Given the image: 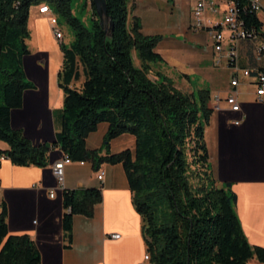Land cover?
I'll return each instance as SVG.
<instances>
[{
	"label": "trees",
	"instance_id": "1",
	"mask_svg": "<svg viewBox=\"0 0 264 264\" xmlns=\"http://www.w3.org/2000/svg\"><path fill=\"white\" fill-rule=\"evenodd\" d=\"M89 1L88 27L75 15L74 0H0V142L9 147L0 150V162L45 168L50 152L59 148L72 162H91L95 171L103 164H122L142 218L149 264H264V246H252L244 233L232 185H219L211 172L205 141L214 113L210 90L186 94L155 74L154 65L163 62L156 52L161 38L146 37L137 20L129 22L128 0H107L112 38L101 29ZM251 1L233 0L239 22L252 34L246 41L258 45L264 43V24ZM39 6L63 18L75 40L70 47L60 44L63 62L57 78L64 105L55 141L35 146L22 130L12 128L11 114L22 107L23 93L36 89L26 81L24 58L30 54V11ZM82 76L83 84L75 87ZM102 123L110 126L105 146L129 134L136 138L135 152L101 156L89 151L86 139ZM102 201L101 189L63 191L66 248L73 242L74 217L92 218ZM0 264H42L29 235L9 233L5 204Z\"/></svg>",
	"mask_w": 264,
	"mask_h": 264
},
{
	"label": "crops",
	"instance_id": "2",
	"mask_svg": "<svg viewBox=\"0 0 264 264\" xmlns=\"http://www.w3.org/2000/svg\"><path fill=\"white\" fill-rule=\"evenodd\" d=\"M199 1L128 0L129 22L137 20L142 35L161 38L156 52L163 62L154 65L155 74L167 77L186 94L210 90L214 113L205 137L211 172L219 185H232L238 198L236 213L249 243L264 246V99L257 94L256 75L257 71L264 73V56L258 58L257 45L252 42L232 41L229 32H225L223 51L216 52L208 28H193V10ZM214 1L217 13L206 12V22H220L225 14L224 2ZM260 1L262 12L258 17L264 24V0ZM35 11L37 19L33 22L37 30L38 23L48 18L39 15L37 7ZM231 53L233 60L229 59ZM50 64L51 53L41 41L40 48L30 50L24 58L25 73L36 89L26 90L22 107L11 114L12 128L22 130L35 146L54 143L57 117L64 105L58 74L52 78ZM136 65L140 67V61ZM244 71L250 75L245 76ZM235 79L239 84L232 87ZM83 82L82 76L74 86L80 88ZM231 96L240 104L239 112L228 104ZM109 128V124L102 123L87 137L89 151L101 156L135 152L136 138L129 134L105 146ZM8 148L0 142V150ZM64 157L55 148L45 168L0 162V212L5 204L9 233L29 235L40 251L42 264H144L147 246L142 235L143 222L134 208L124 166L103 164L95 171L91 162H72L65 166L64 184L60 186L53 167ZM100 172L104 174L102 181L98 180ZM93 188L101 189L103 201L96 206L92 218L74 217L73 242L66 248L61 226L63 191ZM52 190L54 198L50 197ZM113 234L120 238L112 239Z\"/></svg>",
	"mask_w": 264,
	"mask_h": 264
},
{
	"label": "built area",
	"instance_id": "3",
	"mask_svg": "<svg viewBox=\"0 0 264 264\" xmlns=\"http://www.w3.org/2000/svg\"><path fill=\"white\" fill-rule=\"evenodd\" d=\"M225 4V14L223 16L222 21L220 22H213L211 20L205 21V15L206 12L211 13H217L216 10V2L214 0H201L198 2V4L195 6L193 10V28L195 30H202L208 28V34L210 39L212 40L214 49L216 52L221 53L223 51V44L226 39L225 32H229L230 39L232 41H246L247 39L252 37V34L248 31H246L242 24L239 22L237 18V13L235 11V6L233 0H222ZM252 10L256 12L258 15L260 12H262V4L260 0H252L251 1ZM38 13L41 16L47 17L51 28L53 30L55 38L61 43L63 41V33L61 29H59L57 23V17L53 16L49 12L48 6H39ZM256 52L258 58H261L264 56V43L261 42L256 47ZM230 60L234 59V54L231 53ZM245 76H249V71L243 72ZM239 84V81L237 79L233 80L231 82L232 87H237ZM257 86L258 91L257 94L260 98L264 99V74L258 73L257 75ZM228 104L231 106V109L234 112H239L241 110L240 104L237 102L235 96H231L227 100ZM238 124V122H236ZM72 163L70 159L67 157H64L63 160H60L57 162L54 167V174L58 179V183L60 186L64 184V170L65 166L67 164ZM104 178L103 172H100L98 175V180L102 181ZM50 197H55V191H50ZM112 239H119V234H113L111 236ZM149 263V255L147 254L144 258V264Z\"/></svg>",
	"mask_w": 264,
	"mask_h": 264
},
{
	"label": "rangeland",
	"instance_id": "4",
	"mask_svg": "<svg viewBox=\"0 0 264 264\" xmlns=\"http://www.w3.org/2000/svg\"><path fill=\"white\" fill-rule=\"evenodd\" d=\"M89 2H90L89 0H74V10L76 13L75 15L78 18H80L83 21V23H85V25L88 27L90 26L92 19V11ZM39 18H44V17L39 16ZM36 19H37V14L35 11V7H32L30 11L29 24H28L29 30L31 32L30 33L31 39L28 42L29 49L33 52L36 51L38 48H40V44L42 41L44 47L51 53L50 66H51V74L53 78L54 73L58 74V71L59 69H61L60 67L62 65V54H61L60 44L63 43L65 46L70 47V45L75 40V33L63 18L58 17V22H59L58 27L59 29H61L63 33V42L60 43L54 36L49 20L47 19V21L42 24L38 23V29L36 30L33 22ZM136 63H137V59H136ZM239 78L240 80L243 79L244 78L243 74L240 73ZM26 81L34 83L32 80H30V78L27 75H26ZM54 90H56V88H54ZM205 141H206V137H205ZM251 264H257V263L256 261H252Z\"/></svg>",
	"mask_w": 264,
	"mask_h": 264
},
{
	"label": "water",
	"instance_id": "5",
	"mask_svg": "<svg viewBox=\"0 0 264 264\" xmlns=\"http://www.w3.org/2000/svg\"><path fill=\"white\" fill-rule=\"evenodd\" d=\"M95 6L99 25L107 38H112L114 23L108 14L107 0H92Z\"/></svg>",
	"mask_w": 264,
	"mask_h": 264
},
{
	"label": "bare ground",
	"instance_id": "6",
	"mask_svg": "<svg viewBox=\"0 0 264 264\" xmlns=\"http://www.w3.org/2000/svg\"><path fill=\"white\" fill-rule=\"evenodd\" d=\"M48 8H49V12H50V14H52L53 16H55V17H57V23H59L58 22V16L50 9V7L48 6ZM149 261H150V256H149Z\"/></svg>",
	"mask_w": 264,
	"mask_h": 264
}]
</instances>
